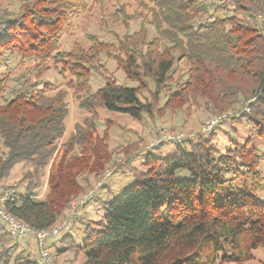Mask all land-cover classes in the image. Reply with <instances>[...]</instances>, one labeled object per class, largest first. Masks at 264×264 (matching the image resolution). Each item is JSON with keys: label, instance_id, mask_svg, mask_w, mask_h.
Returning <instances> with one entry per match:
<instances>
[{"label": "trees", "instance_id": "trees-1", "mask_svg": "<svg viewBox=\"0 0 264 264\" xmlns=\"http://www.w3.org/2000/svg\"><path fill=\"white\" fill-rule=\"evenodd\" d=\"M88 1L19 0L15 12L0 8V61L17 63L0 74V197L8 196V214L37 232L53 229L84 194L81 181L109 165L106 130L100 135L95 124L99 108L141 121L162 110L199 107V101L213 118L236 107L233 114L264 146V0H136L149 16L136 32L115 35L113 44L88 36L89 46L63 51L62 35L76 15L90 11ZM124 13L122 5L115 16ZM103 57L136 87L118 85ZM180 61L187 70L175 77ZM51 70L71 77L65 87L91 116L60 145L66 91L42 81ZM92 73L104 81L94 93ZM148 82L154 91L142 101ZM194 138L184 136L170 158H149L135 184L104 205L103 217L85 228L77 247L83 264H247L258 250L264 264L259 148L247 139L220 152L210 139ZM19 163L31 165L37 178L47 170L44 202L29 189L18 196L1 186ZM182 172L187 177L178 178ZM11 240L0 222V264H39L24 251L12 259V246L4 245Z\"/></svg>", "mask_w": 264, "mask_h": 264}, {"label": "rangeland", "instance_id": "rangeland-1", "mask_svg": "<svg viewBox=\"0 0 264 264\" xmlns=\"http://www.w3.org/2000/svg\"><path fill=\"white\" fill-rule=\"evenodd\" d=\"M211 1L217 3V0ZM219 4L221 2L216 5ZM122 5L125 11L124 16H120V14L115 16ZM18 6L19 0H0V8H6L10 12H15ZM88 6L90 11L76 15L70 22L71 26L62 35L61 48L63 51L70 50L75 44L83 47L89 46L87 37L92 35L100 41L113 44L115 43V35L120 38L127 33L136 32L148 16L146 10L138 7L136 0H89ZM233 9V6L227 7L230 14H235L242 19V14L235 13ZM211 12H214L213 7L210 8ZM148 32L149 36H153L152 30L149 29ZM102 62L118 85L129 88L136 87V82L128 80L122 70L117 69L114 61L103 57ZM16 64V61L12 58L7 62L0 61V74L11 73ZM186 70L187 65L183 61L178 62L175 67V77L180 76ZM70 78L67 74L62 77L54 70L49 71L42 77V81L52 83L54 86L66 91L67 114L63 121L62 136L57 140L58 145L67 141L73 133L75 125L82 124L91 117L85 110L79 108L73 91L65 87V83ZM148 83L150 91H142L140 94L142 101H149L151 93L154 91L153 84ZM103 84V79L95 73L91 74L90 92H96ZM164 102L163 97L159 100L156 110L163 109ZM199 103V107L191 105L190 108L174 112L162 110L158 116L152 117V119L145 116L141 121L102 108L96 111L97 120L95 124L97 131L102 135L106 130L108 150L112 153L111 160L99 176L89 175L85 182L81 181L84 194L70 205L67 212H65L66 215L54 227L57 229L65 220H68L71 225L69 230L62 231L56 237H48L45 240V246L51 255L53 264H83L84 252L78 250L77 247L83 244L85 228L87 226L95 227V224L103 217L104 205L113 202L122 192L135 184V174L144 171L143 164L149 158H170L175 154L177 147L184 145V142H166L153 146L155 140L162 135H194L193 140H197L198 135H200L203 139H210L211 143L220 152L232 148L233 142L243 144L249 139L254 146L259 148L261 157L259 172L264 187V146L261 145L252 126L240 114H233L236 112V107H233L223 113L222 119L209 134H201L203 125L215 115L212 111L203 107V102L199 101ZM177 177H187L186 172L179 173ZM98 184H101V186L97 187ZM1 186L13 187L10 190L11 194L18 196H23L29 189L36 202H44L48 194L47 170L40 173L37 178L31 165L16 164L9 175L4 178ZM93 191H95L94 197L79 205L81 198ZM258 197L260 201H264V189ZM72 208H74V213L71 214L70 210ZM68 236L72 237V240H67L66 244L62 243V239ZM14 240L4 243L5 247L12 246V259L19 255L22 248L25 249L24 254L29 258H37V246L31 238ZM16 241H18V244H16ZM253 256L254 259L247 264H261L263 252L258 250L254 252Z\"/></svg>", "mask_w": 264, "mask_h": 264}, {"label": "built area", "instance_id": "built-area-1", "mask_svg": "<svg viewBox=\"0 0 264 264\" xmlns=\"http://www.w3.org/2000/svg\"><path fill=\"white\" fill-rule=\"evenodd\" d=\"M221 117L213 118L208 120L202 127L201 132L204 134L210 133L219 123ZM189 135L188 137H191ZM183 135H162L159 139H156L153 146L161 145L166 142L177 143L183 139ZM101 184H98L99 187ZM94 193H90L81 198L79 205L84 204V202L93 197ZM7 199V196L0 197V222L5 226L6 231L10 237L13 239L26 238L29 237L36 243L38 256L37 261L39 264H53V260L48 249L45 246V240L48 237H56L60 232L69 230L70 222L65 220L57 229H50L41 232L34 231L30 226L20 222L12 215L8 214L4 207V201ZM70 213H74V208L70 210ZM70 214V215H71Z\"/></svg>", "mask_w": 264, "mask_h": 264}, {"label": "crops", "instance_id": "crops-1", "mask_svg": "<svg viewBox=\"0 0 264 264\" xmlns=\"http://www.w3.org/2000/svg\"><path fill=\"white\" fill-rule=\"evenodd\" d=\"M21 248H22V247H21ZM24 250H25V249H23V248L21 249V251H24ZM35 259H36V258H35Z\"/></svg>", "mask_w": 264, "mask_h": 264}]
</instances>
